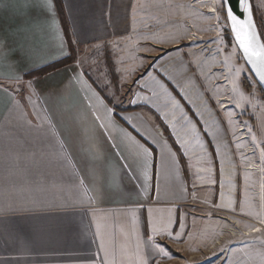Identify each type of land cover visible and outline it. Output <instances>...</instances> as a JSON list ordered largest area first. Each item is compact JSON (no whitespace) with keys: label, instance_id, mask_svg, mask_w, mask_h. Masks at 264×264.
Listing matches in <instances>:
<instances>
[{"label":"crops","instance_id":"crops-1","mask_svg":"<svg viewBox=\"0 0 264 264\" xmlns=\"http://www.w3.org/2000/svg\"><path fill=\"white\" fill-rule=\"evenodd\" d=\"M37 3L0 0V264H105V247L114 248L117 264L122 255L131 264L137 230L139 256L163 264L180 241L156 235L164 257L149 239L151 223L183 241L191 222L181 154L205 148L204 135L219 145L228 133L221 112L230 105L218 112L208 92L216 105L233 92L245 100L263 147L264 98L246 94L236 74L228 92L229 77L212 73L223 54L165 46L163 32L147 29L161 20L158 0H54L56 25ZM71 46L75 62L27 77L68 58ZM85 53L92 55L86 64ZM162 140L176 154L174 173L161 160ZM137 144L152 153L146 169Z\"/></svg>","mask_w":264,"mask_h":264},{"label":"rangeland","instance_id":"rangeland-1","mask_svg":"<svg viewBox=\"0 0 264 264\" xmlns=\"http://www.w3.org/2000/svg\"><path fill=\"white\" fill-rule=\"evenodd\" d=\"M158 1L163 5L161 20L158 24L149 22L147 29L163 32L165 46L172 48L173 44L181 42L192 52L212 57L223 54L219 70L215 66L212 73H225L229 77L228 92L234 89L232 80L238 75L246 94L264 98V92L250 75L239 50L233 54V37L220 0L200 5L203 0ZM252 4L257 27L264 34V0H252ZM261 38L264 41V35ZM187 42L192 44L185 45ZM76 48H71L70 57L74 62L78 59ZM91 58V54L85 53L81 60L86 64ZM97 58L111 63L108 55ZM241 67L248 71L237 72ZM173 91L184 102L179 93ZM208 95L220 112L223 104L216 105L214 95L210 92ZM223 99L231 101L226 112H221L228 120V133L222 132L219 139L221 148L214 138L210 140L204 135L205 148L196 144L197 149L185 152L187 157L181 154L189 177L191 222L186 238L171 245V258L163 264H264V147L247 113L245 100L237 102L234 92ZM245 135L247 138L242 140ZM224 165L230 173L227 180L222 177ZM253 165H257L260 172H252ZM259 229L261 231L253 233Z\"/></svg>","mask_w":264,"mask_h":264},{"label":"snow or ice","instance_id":"snow-or-ice-1","mask_svg":"<svg viewBox=\"0 0 264 264\" xmlns=\"http://www.w3.org/2000/svg\"><path fill=\"white\" fill-rule=\"evenodd\" d=\"M239 3H240L241 11L246 14L247 17L246 19L241 18L234 13L230 0H220V7L222 11L225 12L227 20L230 22L229 26L233 37L232 51L233 54H235L237 49L239 50L241 59H243L245 64L249 66L250 75H254L255 77H257L259 83L262 86H264V41L261 40V36L264 34L260 32L252 16L249 0H239ZM36 6L40 8L42 11L50 14L53 25H56L58 23L56 18V5L54 3V0H38ZM221 23H223V20L221 21ZM245 71H248V69H244L243 67L237 69V72H245ZM152 80L153 83L156 84L160 92L163 93L166 98L172 100L173 106L179 108L180 105L178 104V102L175 101L174 97L171 96L170 91L167 89V86L163 83V81L157 80L156 77H152ZM31 86H32L31 82H29L28 87L31 88ZM153 95L156 96L159 95V93H157L154 90ZM108 111L110 112L111 109H108ZM185 119H186V123L184 125L185 133L187 135H192L195 138L196 136L199 135L196 126L188 122L187 118ZM205 123H207V121H205ZM246 127H248L247 124ZM205 131L207 132V129H205ZM249 131H251L250 128ZM157 135H159V133H157ZM160 144H161L160 147L161 160L174 173L175 165L177 163L176 154L172 152L166 140H162ZM137 148L139 149V155L142 157L144 162V167L146 169L147 159L152 155V153L148 148L142 145L137 144ZM168 225L169 226L171 225L170 217H169ZM165 233L168 235L170 239H175L177 241L182 240L183 234L173 235L171 231L166 232V229L164 227L158 226V224L155 221L151 223L149 239L151 240L153 246L163 253L164 257H168L169 253L164 248V246L156 243L155 241L156 235H163ZM139 252H140L139 234L137 230V242L133 250V255L129 256V260L131 261V264H146V261L139 256ZM110 256H111V260L109 259ZM133 256H135L134 260H133ZM104 261L105 264H117L116 253L114 248L110 251L108 247H105ZM121 264H123V255L121 256Z\"/></svg>","mask_w":264,"mask_h":264},{"label":"trees","instance_id":"trees-1","mask_svg":"<svg viewBox=\"0 0 264 264\" xmlns=\"http://www.w3.org/2000/svg\"><path fill=\"white\" fill-rule=\"evenodd\" d=\"M66 25V24H65ZM69 41H70V38H69ZM74 61L71 60V57L69 56L68 58L64 59V60H61V61H58V62H55L53 64H50L46 67H43L31 74H29L27 77H35V76H42V75H45L49 72H52V71H55L61 67H64L70 63H72ZM189 112L194 116L193 112L189 109ZM195 117V116H194Z\"/></svg>","mask_w":264,"mask_h":264},{"label":"water","instance_id":"water-1","mask_svg":"<svg viewBox=\"0 0 264 264\" xmlns=\"http://www.w3.org/2000/svg\"><path fill=\"white\" fill-rule=\"evenodd\" d=\"M230 3H231V6L233 8V11L235 14H237L239 17L241 18H244L246 19V14L244 12L241 11V7H240V3H239V0H230ZM249 4L251 6V13H252V16L255 20V16H254V11H253V4H252V0H249ZM256 22V21H255ZM228 25H230V22L228 21ZM257 25V24H256ZM229 29H230V26H229ZM231 30V29H230ZM262 40V38H261ZM263 41V40H262ZM247 65V64H246ZM248 69H249V66L247 65ZM250 70V69H249ZM254 77V79L256 80V82L259 84V86L261 87L262 91L264 92V86H262L259 81H258V78L255 77L254 75H252Z\"/></svg>","mask_w":264,"mask_h":264},{"label":"bare ground","instance_id":"bare-ground-1","mask_svg":"<svg viewBox=\"0 0 264 264\" xmlns=\"http://www.w3.org/2000/svg\"><path fill=\"white\" fill-rule=\"evenodd\" d=\"M209 1H211V0H203V1H201L198 5H200V4H204V3H206V2H209ZM196 5V4H195ZM216 11H217V9H216ZM212 13H214V12H212ZM211 13V14H212ZM227 106H229V104H225V106H223V108H226ZM242 131H244V128H242L241 129V132ZM247 138V136L245 135L243 138H242V140H245ZM195 164V163H194ZM255 166H257V165H253V167H251L250 168V170L252 171V172H260V170L259 169H256V167ZM259 168H260V166H259ZM226 170H227V168L226 167H224V169H223V171L224 172H226ZM225 175V174H224ZM227 176V175H226ZM261 187V186H260ZM263 194H264V191L262 192ZM262 226H264V223L262 224ZM259 231H261V229H259V230H257V231H253V233H257V232H259Z\"/></svg>","mask_w":264,"mask_h":264},{"label":"built area","instance_id":"built-area-1","mask_svg":"<svg viewBox=\"0 0 264 264\" xmlns=\"http://www.w3.org/2000/svg\"><path fill=\"white\" fill-rule=\"evenodd\" d=\"M223 73H224V72H223ZM224 76H225V78L227 77L225 73H224ZM224 84H225V86L229 87V82H228V81L225 80V81H224ZM229 100H230V99H229ZM230 101H231V100H230ZM230 101H229V102H230ZM222 106H225V104H223Z\"/></svg>","mask_w":264,"mask_h":264}]
</instances>
